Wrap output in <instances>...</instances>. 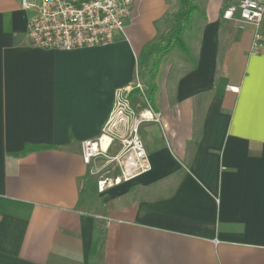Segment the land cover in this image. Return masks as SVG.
Returning a JSON list of instances; mask_svg holds the SVG:
<instances>
[{
  "label": "crops",
  "instance_id": "obj_1",
  "mask_svg": "<svg viewBox=\"0 0 264 264\" xmlns=\"http://www.w3.org/2000/svg\"><path fill=\"white\" fill-rule=\"evenodd\" d=\"M234 1L198 0L186 50L160 56L144 50L165 44L178 0H136L110 43L70 51L32 46V12L0 0V264H89L97 223L100 264H264V50L250 47L264 19H224ZM137 82L160 114L138 125L150 169L100 190L118 169L85 165L81 142L119 101L131 114L110 131H129L147 108Z\"/></svg>",
  "mask_w": 264,
  "mask_h": 264
},
{
  "label": "built area",
  "instance_id": "obj_2",
  "mask_svg": "<svg viewBox=\"0 0 264 264\" xmlns=\"http://www.w3.org/2000/svg\"><path fill=\"white\" fill-rule=\"evenodd\" d=\"M17 1L22 9L32 12L27 22V34L32 46L70 51L110 43L115 31L124 30L136 0ZM222 17L236 22L238 26H258L264 19V0H235L224 8ZM250 47L251 52L264 50V40L258 31L253 35ZM135 88L147 108L140 112L138 121L133 123L129 131L120 135H114L110 131L120 130L131 114V110L119 101L113 107L102 133L96 138L81 142V155L85 165H91L94 160L102 158L118 169L116 176L98 180L100 190L132 179L150 169L138 125L142 121L159 122L160 114L153 111L141 83L137 82ZM115 140H118L120 147L111 155L108 151Z\"/></svg>",
  "mask_w": 264,
  "mask_h": 264
},
{
  "label": "trees",
  "instance_id": "obj_3",
  "mask_svg": "<svg viewBox=\"0 0 264 264\" xmlns=\"http://www.w3.org/2000/svg\"><path fill=\"white\" fill-rule=\"evenodd\" d=\"M198 9L197 0H178V8L170 16V31L164 45H152L145 48L144 52L154 51L157 55H164L173 45L186 50L183 40V32L190 25L193 14ZM156 64V63H155ZM41 146L27 145L21 153L37 150ZM104 239V228L97 223L93 230L92 244L89 251V264H100L97 259L100 254Z\"/></svg>",
  "mask_w": 264,
  "mask_h": 264
},
{
  "label": "rangeland",
  "instance_id": "obj_4",
  "mask_svg": "<svg viewBox=\"0 0 264 264\" xmlns=\"http://www.w3.org/2000/svg\"><path fill=\"white\" fill-rule=\"evenodd\" d=\"M197 4H198V0H197ZM170 19H171V16H169V23H170ZM114 120H112V122H113ZM109 170V171H108ZM108 170L107 171H104V172H102V173H100V177H102V176H106V175H108V174H112L113 172H112V170H111V167H108ZM96 176L97 175H95L91 180L93 181V180H95L96 179ZM95 182H96V180H95Z\"/></svg>",
  "mask_w": 264,
  "mask_h": 264
},
{
  "label": "bare ground",
  "instance_id": "obj_5",
  "mask_svg": "<svg viewBox=\"0 0 264 264\" xmlns=\"http://www.w3.org/2000/svg\"><path fill=\"white\" fill-rule=\"evenodd\" d=\"M106 139V138H105Z\"/></svg>",
  "mask_w": 264,
  "mask_h": 264
}]
</instances>
